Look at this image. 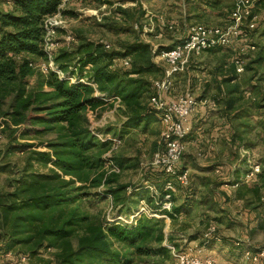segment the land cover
<instances>
[{
	"label": "rangeland",
	"instance_id": "374dc122",
	"mask_svg": "<svg viewBox=\"0 0 264 264\" xmlns=\"http://www.w3.org/2000/svg\"><path fill=\"white\" fill-rule=\"evenodd\" d=\"M9 1L0 0V16L14 14ZM144 1L66 0L61 2L60 0V12L56 13L62 25L53 35V43L57 46L52 57L53 69L50 71L55 72L58 78H66L70 83L84 80L92 85L88 80L90 67L85 68L81 75L73 64L97 45L100 53L105 54L107 58L111 57V70L118 72L121 80L139 81V85L143 86L138 93L135 106H127L122 97L118 96L119 101L108 99L101 109L83 114L87 126L97 136L98 143H108L100 158L105 159L106 162L107 156L111 155L119 169V173H111L104 165L106 174L99 186L89 187L86 183L80 195H77L79 199L70 204L69 208L76 209L80 216H87L90 223L104 224L115 217L128 218L138 210L139 201L148 204L152 194L147 185L159 188L160 178L156 176L157 173H153L150 163L153 153L158 148L161 126L158 122L152 121L127 129L124 127V122L134 112L141 113L148 106L149 97L152 95V84L163 76L166 66L156 58L157 50L172 45L189 25L197 23L209 25L206 24L209 22L206 20L186 22L184 26L179 25L180 28L183 27L179 35L176 32L173 34L163 27L157 18L152 17L162 16L167 27L171 23L166 21L178 19L168 16L164 8L169 6L161 3L162 6L157 7L156 4L160 3V0L153 2L147 0L148 5ZM258 1L255 0L253 8V16H256L254 28L252 30L247 28V38L241 44H233L228 48L205 52L192 58L185 72L175 77L169 96L172 98L173 95L189 92L197 100L214 103L215 108L211 109L213 111L209 110L210 117L207 118L204 126L210 128V131L213 130L212 128L223 131L222 126L226 124L228 138L235 147V151H232L235 152L232 155L234 159L229 160V157L224 159L218 151L216 158L204 159L203 150L196 151L192 155L188 147L186 150L185 145L186 156L182 158L181 165L190 162V165L194 166L188 171L189 178L193 174L203 176L198 173L200 170H207L203 172L204 177L211 182H221L223 189L215 187L216 201L214 203L211 201L213 204L206 202V205L195 210V213L183 215L178 217L179 219L154 218L163 224L164 239L161 242V246L165 248L163 251L157 250L159 244L155 240V231L147 240L138 244L140 249H137L138 246L126 248L112 243L113 248L122 251L126 257L124 264H173L168 247L182 248L185 242L191 243V246L203 247L201 255L212 256L215 264H246L242 259L243 250L239 249L242 245L244 248L264 249V189H261L260 199L257 201L248 189H239L242 184L246 188L252 187L253 181H244L241 175L239 187L232 188L230 183L226 182L230 180V174L234 175L236 170L240 171L238 169L240 166L243 168V175L249 164H259L260 172L264 171V7L258 5L256 3ZM146 10L149 12L148 17H145ZM202 13L211 15L205 11ZM5 31L10 32L11 29ZM135 41L151 47L150 60L154 67L142 75L124 73L125 70L131 72L141 66L134 56L116 55ZM101 45L106 52L101 49ZM106 45L109 47L105 48ZM242 47H244L243 51ZM40 50L43 52L42 43ZM29 59L33 67L32 75L28 79V87L32 89L40 83L39 76L46 74L42 65L47 68L48 66L44 52L42 56ZM123 59L129 61L127 69L120 68L119 61ZM237 60L243 68L241 73L236 72ZM114 61L115 65L112 63ZM57 65L66 67V70L60 72ZM229 101H232L231 109H228ZM21 129L23 127L12 126L7 120L0 118V195L13 192L16 185L32 173L48 174L53 170L50 164L29 162L28 157L31 151L49 153L47 145L55 140L56 131L21 139L19 138ZM118 135L121 145L109 153L111 145L108 141H101L99 137L107 139V137L116 138ZM17 145L31 147L26 150H10L11 146ZM213 162H216L215 164L224 162V171L218 165L209 167ZM217 166L219 172L214 173ZM64 179L68 180L69 177ZM256 184L261 185L259 180H255ZM81 185L76 183L75 186ZM210 188L214 189L213 186ZM181 190L185 188L179 189L178 192ZM126 198H129L130 206L137 202L133 212L127 216L121 204ZM175 201L177 206L181 204H178L177 198ZM245 202L250 206L249 211L244 208ZM111 205L112 209H110ZM211 223L217 227V232L210 238H204ZM217 238L223 239L222 242L216 241ZM237 242L242 244L241 247H236ZM72 243L76 246L75 237ZM25 250L23 246H15L8 251L0 250V264H56L55 251L52 249L42 248L33 254H28Z\"/></svg>",
	"mask_w": 264,
	"mask_h": 264
},
{
	"label": "trees",
	"instance_id": "16d2710c",
	"mask_svg": "<svg viewBox=\"0 0 264 264\" xmlns=\"http://www.w3.org/2000/svg\"><path fill=\"white\" fill-rule=\"evenodd\" d=\"M9 3L14 14L0 16V118L12 126L23 127L19 132L21 139L53 131H56V138L47 145L49 153L31 151L28 157L29 162L50 164L53 170L48 174L32 173L18 183L13 192L0 195V250L23 246L28 254H33L42 248L52 249L56 264H124L126 257L122 251L115 250L112 243L133 248L147 240L153 231L159 244L157 250H165L161 246L164 234L160 220L145 216L123 224L115 217L104 224L90 223L87 216H80L76 209L69 208L73 201L79 199L77 195L86 183L89 187H97L106 174L105 159H101L100 154L108 143H98L83 114L101 109L105 100L118 96L127 106H135L143 86L139 81L121 80L120 74L111 70V57L100 53L99 46L95 45L73 64L81 75L85 68L90 67L88 80L94 86L80 81L70 83L49 71L39 76L37 87L29 89L28 79L32 75L29 58L43 55L40 50L43 21L60 12V0H10ZM256 3L264 7V0ZM8 28L10 32L5 31ZM181 42L160 47L157 53L170 50ZM150 54L148 44L135 41L116 55L134 56L141 66L124 73L142 75L154 67ZM58 69L64 72L66 67L58 66ZM231 108L232 101H229L228 109ZM152 121L157 122L158 117L147 106L141 113L134 112L128 117L124 127L134 128ZM117 137L120 138L119 135ZM29 147L17 145L11 146L10 150ZM153 173H157L161 183L156 188L157 194L150 196L147 208L169 219L187 213L188 201L174 206V195L171 212L160 211V203L167 193L164 185L168 178L160 172ZM255 180H259L261 185L256 184L248 191L259 201L260 191L264 189V171L257 174ZM76 183L83 186L76 187ZM190 184L189 178V185L177 193L189 198L188 195L193 193ZM121 204L127 216L133 212L137 202L130 206L129 198H126ZM74 237L76 246L72 243ZM222 240L217 238L216 241ZM241 245L239 243L236 247ZM245 249L256 250L243 248L241 251Z\"/></svg>",
	"mask_w": 264,
	"mask_h": 264
},
{
	"label": "built area",
	"instance_id": "2783aa9c",
	"mask_svg": "<svg viewBox=\"0 0 264 264\" xmlns=\"http://www.w3.org/2000/svg\"><path fill=\"white\" fill-rule=\"evenodd\" d=\"M66 1V0H61ZM255 0H233L230 10L228 11V19L224 25L210 26L203 24H194L188 28L185 38L182 42L170 50H162L155 56L160 61L164 62L166 68L163 71V76L155 80L152 84V95L149 97L148 106L156 112L158 123L161 126L159 133L158 148L152 155L150 168L152 171L160 172L165 175L168 180L165 183L164 190L167 193L164 195L163 201L160 203V211L164 213L171 212L173 208L172 196L179 189L186 188L189 185L188 170L181 168V160L185 151V139L189 132V118L200 107L214 109L215 105L212 101L197 100V98L189 92H184L174 98L169 99L173 88V82L176 76L183 74L192 60L205 52L228 48L233 44H241L248 36V30L254 28L256 16H253ZM160 24L168 31H174L173 24L165 26L163 18H158ZM62 25V21L58 14L47 17L43 21L44 35L42 39V50L47 58V67H44V73H48L53 69V54L57 46L53 43V35L56 30ZM108 48L109 46H104ZM244 47L241 48L243 51ZM115 61L113 64L115 65ZM120 68L129 66V61L123 59L119 61ZM32 68L33 65L30 64ZM112 68V66H111ZM243 68L240 62L236 61V72L241 73ZM81 83L90 85L84 80ZM95 94L98 95L97 92ZM112 100L119 101L117 97ZM108 101V100H105ZM101 141L110 142L111 149L119 148L121 145L120 138L103 139ZM105 167L108 172L119 173V169L112 161V156L108 155ZM260 173L259 164H249V168L243 175L244 181L255 182V177ZM151 194L156 195L157 190L154 186H147ZM112 209V205L110 207ZM145 215L152 218H166V215H159L151 212L144 202L140 203L138 210L131 214L128 218L123 219L118 217L117 220L121 223L134 222L140 216ZM217 232V227L214 224L208 226L204 238H210ZM239 246V243H236ZM170 250L173 264H215V259L212 256L201 255L203 247L191 246V243L185 242L182 248L168 247ZM242 259L246 264H264V249L258 248L255 251L245 249L242 252Z\"/></svg>",
	"mask_w": 264,
	"mask_h": 264
},
{
	"label": "crops",
	"instance_id": "0c3cea01",
	"mask_svg": "<svg viewBox=\"0 0 264 264\" xmlns=\"http://www.w3.org/2000/svg\"><path fill=\"white\" fill-rule=\"evenodd\" d=\"M145 1H146V4L148 5L149 4V3H147L148 1L147 0H145ZM153 1L154 0H150V2H153ZM160 1H161L160 3L156 4L157 7H161L162 6L161 3H165L164 5L169 6V7L164 8V10H166L168 12V16L171 18H173V17L178 18L176 21H174V20L166 21V22H170L171 24L174 25L175 29L173 31V34H174V32H176V33H178L177 35H179V33L182 31V29H183L182 26L186 25L185 24L186 22L192 23V22H197L199 20H206V21H209L206 24H209L211 26L224 25L228 19V11L230 10V7H231L232 2H233V0H186V2L184 0H175V2L173 0H160ZM203 11H205L207 14L211 13V15H203V13H202ZM148 13L149 12L146 10L145 17H148ZM178 13H179V16H177ZM151 15L152 14H150V17H151ZM152 17L157 18V21H158V18H160V17L163 18L162 16H158V15L152 16ZM210 22H213V23H210ZM179 25H182L181 28ZM189 26H191V25H189ZM189 26L184 30V32L182 31V34L180 33V35L177 37V39L175 40V42L173 44H175V43H177V41H181L183 38H185ZM174 36H176V35H174ZM217 50H219V49H217ZM214 51H216V50L209 51V52H214ZM209 52H207V53H209ZM173 96H172V98L175 97V96L174 97ZM169 99H171V98H169ZM209 110H211V109L206 108V107H200L189 118V121H188L189 132H188V135H187L186 140H185L186 150L188 147V150L191 151L192 155L194 154V152L196 153V151L199 152V151L203 150L204 152L202 155L204 156V159L216 158L217 151H218V152H220L222 157H224V159L229 157V160H232V159H234V157L232 155L235 154V152H232V151H235V147H234V143L230 142V140L228 138L229 132L226 130V128H227L225 126L226 124L224 126H222L223 131H221V130L219 131L218 128H212L213 130L210 131V128H207V126L206 127L204 126V123L207 121V118L210 117V111ZM211 111H213V110H211ZM208 132H210V134H207ZM186 153H188V152H186ZM184 155L186 156V154H184ZM184 155H183V157H184ZM215 163L216 162H213L211 165H209V167L218 165L219 168L222 171H224V168H223L224 162L221 164H215ZM218 166L215 169L214 173L219 172ZM191 167H194V166H192V164L190 165V162H186V163L184 162V165H181V168H184L188 171H189V169H192ZM240 167L238 169L241 171V173H240V171L236 170V173H234V175L230 174V176H229L230 180H226V182L230 183V185H231L230 187H232V188L239 187L240 176L242 175V177H243V168L242 167L240 168ZM204 171H207V170H200V172L198 173V174H202L203 176H196L195 174L190 176V183H191L190 185H191L193 193L188 195V196H190L189 198L186 195H181L180 193L179 194L176 193L174 195V199L177 198L179 200L178 204H180V203L182 204V203L186 202V200L188 201V204H189L188 212L187 213H180L176 218L181 217L183 215L186 216V215L193 213V212L195 213V210H197L198 208H202V206L206 205V202L211 203V201H213V203H214V201H216L215 200L216 198L214 197V194L216 193L215 187L216 188H218V187L222 188L221 182H217V181H216L217 183L211 182L208 178L204 177L205 176L203 173ZM197 178H198V180H197ZM243 185L244 184H242L239 187V189H249L250 188L249 186H248V188H246ZM254 185H255V182H253V186ZM211 186H213L214 189L213 188L211 189L210 188ZM197 189L200 192H198ZM221 191L224 192L225 190H221ZM139 202L141 203L142 201H139ZM176 203L177 202L175 201L174 206H177ZM213 203H211V204H213ZM249 207L250 206L246 205V202H245L244 208L247 209V211H249ZM167 220H169V219H167ZM164 221L166 222V220H164ZM211 224H209V225H211ZM243 248H244V246L242 245L240 250ZM251 248L255 249V247H251Z\"/></svg>",
	"mask_w": 264,
	"mask_h": 264
}]
</instances>
